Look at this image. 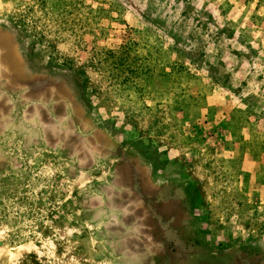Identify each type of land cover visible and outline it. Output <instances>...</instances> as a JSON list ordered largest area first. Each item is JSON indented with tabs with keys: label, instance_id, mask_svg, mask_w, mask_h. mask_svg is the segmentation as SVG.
<instances>
[{
	"label": "rangeland",
	"instance_id": "1",
	"mask_svg": "<svg viewBox=\"0 0 264 264\" xmlns=\"http://www.w3.org/2000/svg\"><path fill=\"white\" fill-rule=\"evenodd\" d=\"M0 264H264V0H0Z\"/></svg>",
	"mask_w": 264,
	"mask_h": 264
}]
</instances>
